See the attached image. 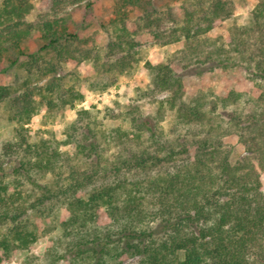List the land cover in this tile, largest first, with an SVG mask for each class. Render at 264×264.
I'll list each match as a JSON object with an SVG mask.
<instances>
[{
  "label": "trees",
  "instance_id": "obj_1",
  "mask_svg": "<svg viewBox=\"0 0 264 264\" xmlns=\"http://www.w3.org/2000/svg\"><path fill=\"white\" fill-rule=\"evenodd\" d=\"M48 1L52 2L53 11H58L85 0ZM33 10L31 0H0V56L20 49L23 32L44 34L47 30V22L29 21ZM137 10L141 11L134 19L138 29L157 40L168 31L183 38L184 63L214 70L226 65L229 56H233L244 61L264 80V28L258 30L259 20L264 22L263 1L242 26L241 36L233 34L230 41L225 42L220 37H204L201 22L208 19L185 13L180 25L168 28V24H174L168 14L143 11L140 3L122 0L116 4L113 18L104 27L108 38L105 47L94 48L86 41L68 39L73 37L59 44L50 42L40 52L50 49L53 59L45 62L38 55H30L24 64L25 72L31 74L35 67L40 81L56 74L59 63L71 59L77 64L83 62L91 66L93 80H83L89 92L106 91L110 84L103 78L130 72L135 42L128 21ZM106 49L112 55H108ZM181 79L179 74L161 77L156 73L151 77L150 91L141 96L169 93L168 99L160 104L174 110L183 94ZM15 92L12 88L0 87V101L10 103L13 120L16 126H21ZM29 95L43 98L49 113L55 109V99L61 100L63 107H73L77 100L84 98L73 87H61L55 81L47 87L31 89ZM94 111H77L74 123L65 130L64 143L76 144L85 159L82 168L71 165L70 160L75 157L60 159L44 139L23 142L25 135L22 133L26 130L22 126L15 131V141L6 142L0 148V224L13 226L0 235V249L5 255L21 248L24 240H35L34 234L21 222L22 218L28 212H39L46 202L56 201L63 202L66 207L69 225L62 238L52 240L53 263L76 252L88 254L91 264H103L106 257L112 259L111 243L119 242L122 248L144 255L147 264H208L203 252L208 246L228 252L235 264H264V215H257L261 200L257 191L259 177L255 172L242 173L238 166L229 164L227 157L213 160L217 151L205 149L195 163H180L172 174L151 181L147 178L143 184L122 182L126 173L176 164L175 158L187 149L184 144L179 145L178 151L170 146L163 149L159 142L161 137L149 129L150 123L137 125L135 116L131 119L133 130L106 131L96 116L99 113ZM104 113L108 118L115 117L109 109ZM198 114L195 115L197 120ZM112 145L122 150L107 170L115 178L109 183L101 162ZM9 169L11 174L7 177L5 172ZM10 175L13 179L9 181ZM48 177L52 179L51 186L41 183ZM100 178L102 181L98 182ZM19 179L34 195L39 192L36 198L29 201L23 197V183ZM158 185L162 190L156 197L155 186ZM86 189L89 190L86 197H79L78 193ZM99 202L110 220L108 227L99 228L95 223L92 207ZM154 202L159 204L161 217L155 228L148 219ZM173 211L177 215L170 218ZM159 232L166 234L168 239L156 244Z\"/></svg>",
  "mask_w": 264,
  "mask_h": 264
},
{
  "label": "rangeland",
  "instance_id": "obj_2",
  "mask_svg": "<svg viewBox=\"0 0 264 264\" xmlns=\"http://www.w3.org/2000/svg\"><path fill=\"white\" fill-rule=\"evenodd\" d=\"M34 10L29 21H44L48 28L44 34L23 32L22 45L19 50L0 56V87L14 89V97L21 113V126L26 130L22 133L23 142H36L44 139L60 159L75 157L70 160L74 167L84 166V157L76 144H66L65 130L74 123L77 111L95 110L103 129L112 131L115 128L133 130L131 119L136 118V124L150 123L149 129L158 133L159 142L163 149L168 146L178 151L180 144H184L187 152L175 158L177 162L163 164L157 169L141 172L126 173L122 179L125 183H146L172 174L176 167L184 162L192 165L206 150H216L213 160L227 157L231 166H238L241 172H255L259 177L258 193L260 205L257 209L258 217L264 215V80L254 69L246 66L241 59L229 56V62L221 68L209 70L200 64L184 63L183 56L186 46L179 35L168 31L158 40L144 30L135 26L134 19L141 15V11L133 12L128 21L135 47L131 54L132 66L128 74L119 77L103 78L109 83L104 92L91 93L87 90L85 79L93 80L91 66L87 63L77 64L68 59L58 64L56 74L38 81V72L34 67L31 74H27L24 64L30 55H38L45 62L53 59L51 50H40L50 42L62 43L68 38L71 41L83 40L94 48L105 47L108 43L104 27L114 16L117 3L122 0H85L76 5L62 7L53 11L52 2L48 0H31ZM140 3V9L147 12L157 11L168 14L174 24L168 28L177 27L182 23L185 13L195 14L208 19L201 22L205 31L204 37L209 39L223 38L229 42L233 34L241 36L242 26L249 21L253 10L264 0H134ZM260 21L258 30L263 31L264 22ZM262 22V23H261ZM108 55H112L109 49ZM207 51V49L205 50ZM190 67H186V66ZM252 67V66H251ZM166 77L179 74L182 77V98L174 110H170L165 102L169 93H159L154 97L150 94L142 97V93L151 89V77L154 74ZM55 81L61 87H73L82 93L84 98L77 100L73 107H63L61 100L55 99V109L47 112L43 98L30 96L33 88L47 87ZM60 96L61 93L58 92ZM113 111L115 117L108 118L104 110ZM138 109V110H136ZM94 111V112H95ZM199 113V114H198ZM199 115V120L195 115ZM16 126L10 111V103L0 101V148L4 143L15 141ZM160 134V135H159ZM145 139V137H144ZM143 139V140H144ZM127 147V146H126ZM206 147V148H205ZM122 148L110 149L103 154L101 169H106L107 181L114 182V176L107 170L111 168L114 157ZM165 152H168L166 150ZM212 163V162H211ZM238 168V169H239ZM6 175L11 174L10 169ZM13 179L10 175L8 180ZM118 179V177H117ZM116 179V180H117ZM7 180V181H8ZM52 179L44 180L43 184L51 186ZM100 178L98 182H101ZM23 183L22 195L27 200L36 198L30 188ZM162 190L155 186L156 197ZM89 190H83L78 196L85 198ZM153 212L149 222L155 228L161 221L158 214V202H154ZM125 209V205H123ZM92 214L99 228L108 227V219L102 203L92 207ZM170 218L177 215L171 212ZM29 232L34 234V242L23 241V246L5 255L0 249V264H52L53 239L62 238L69 225V214L63 202H46L39 208V212H28L21 220ZM11 224H0V235ZM161 228V227H160ZM123 231V227L120 228ZM122 233V232H121ZM168 239L167 235L159 232L154 243ZM112 259L106 257L103 264H147L146 258L135 250L122 248L119 242L111 243ZM121 247V248H120ZM208 264H235L232 256L223 250L208 246L203 249ZM88 254H67L63 259L53 264H91ZM90 262V263H89ZM95 263V262H94Z\"/></svg>",
  "mask_w": 264,
  "mask_h": 264
}]
</instances>
